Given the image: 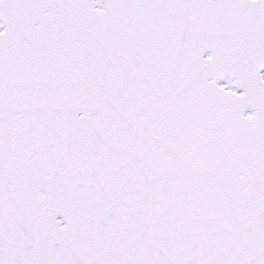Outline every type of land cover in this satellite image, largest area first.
<instances>
[{
  "label": "snow or ice",
  "instance_id": "obj_1",
  "mask_svg": "<svg viewBox=\"0 0 264 264\" xmlns=\"http://www.w3.org/2000/svg\"><path fill=\"white\" fill-rule=\"evenodd\" d=\"M0 264H264V0H0Z\"/></svg>",
  "mask_w": 264,
  "mask_h": 264
}]
</instances>
